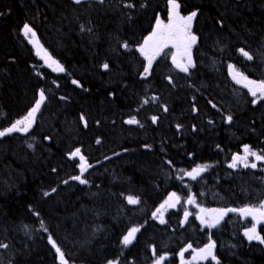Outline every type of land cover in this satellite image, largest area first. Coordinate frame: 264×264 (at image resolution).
Wrapping results in <instances>:
<instances>
[{
    "label": "trees",
    "instance_id": "16d2710c",
    "mask_svg": "<svg viewBox=\"0 0 264 264\" xmlns=\"http://www.w3.org/2000/svg\"><path fill=\"white\" fill-rule=\"evenodd\" d=\"M180 3L183 14L199 9L192 26L196 66L180 72L169 47L145 79V60L136 49L157 17L167 22L166 0H0V130L27 114L40 89L47 97L28 133L0 138V243L8 245L0 248V264H59L49 234L69 264H155L160 256L162 264H182L179 254L189 244L183 264H216L192 259L209 236L219 264H264V244L243 234L250 218L228 213L212 229L196 218L200 207L240 208L264 200V162L251 157L256 169L228 167L244 144L264 150V101L252 104L227 67L264 79V0ZM24 23L65 72L43 64L22 34ZM239 48L255 58L246 60ZM133 116L140 124L125 123ZM75 148L93 165L84 174L86 185L70 179L79 175L78 158L67 155ZM197 164L211 167L196 181L179 179L182 169ZM171 192L181 203L165 211L161 224L152 213ZM189 193L199 207L186 203ZM129 195L140 203L128 204ZM185 210L192 215L182 223ZM131 227L141 230L124 247ZM258 233L264 237V224Z\"/></svg>",
    "mask_w": 264,
    "mask_h": 264
},
{
    "label": "snow or ice",
    "instance_id": "6c2138e0",
    "mask_svg": "<svg viewBox=\"0 0 264 264\" xmlns=\"http://www.w3.org/2000/svg\"><path fill=\"white\" fill-rule=\"evenodd\" d=\"M105 0H98V3L103 4ZM167 2V9H168V18L167 23H165L162 19L157 17L155 26L151 33L146 36L138 48L136 49L140 55L144 58L146 63L143 65V72L141 73L142 78H147L151 75L153 63L157 59V57L161 55H167L165 53V49L171 47L175 49L174 52L171 53V62L172 65L178 69L180 72L183 73H190V69L194 68L195 62L192 56V49L193 46L197 44L198 37L192 31L193 22L197 18L199 14V9H195L188 14H183L181 12V3L180 0H166ZM73 3L80 5L84 3V0H73ZM128 8L135 7L134 4H126ZM144 5L142 4L141 7ZM222 25V22H221ZM84 26L81 25V31H84ZM22 34L25 38L28 39V42L33 45L35 48V53L41 60L44 61V64L47 67L51 68L54 72L63 73L66 71L64 66L55 59L52 54L44 47V45L40 42L36 31L33 27L28 24L24 23L22 26ZM91 31V29H88ZM125 50H130V45L127 42H123L121 45ZM239 53L246 58L248 61H252L255 57L244 48L238 49ZM102 67L107 70L109 68L108 63H104ZM228 70L231 78L236 84L242 85L244 88L248 90V93L253 97L252 104H257L261 101H264V79L256 80L249 78L248 75L240 71L235 65L228 64ZM72 83L82 87L79 81L72 80ZM169 83H173L172 79L169 78ZM47 97L45 94L44 89H40L38 94V99L35 100L34 105L28 110L27 114L22 116L21 118L15 120L9 127L0 130V138L5 137L7 135L13 133H28L29 130L32 128L33 124L36 122V115L40 111L42 105L45 103ZM61 99H67L66 97H61ZM155 99V98H153ZM149 101L145 100L144 103L147 104ZM216 107L215 104L212 105ZM164 111L167 112L168 109L164 106ZM193 111H197L195 106H193ZM81 121L84 123V126L87 127V121L85 120L84 116L81 115ZM152 122L156 123L158 117L153 116ZM226 122L231 123L233 117L228 115L225 117ZM125 123L129 125L133 124H140L139 120L136 117H131L125 121ZM211 123V121H210ZM141 127L143 125H140ZM181 125H177L179 129ZM46 139H50L46 137ZM97 144L100 143L98 139L96 141ZM32 147V145H29ZM150 147V146H145ZM220 146L217 145V148ZM243 154L235 153L231 156V163L228 164L229 168L236 169L239 166L243 168H251L256 169L258 167L256 162H250L249 158H254L257 162H264V150H253V148L248 145H243ZM69 159H76L78 158L79 163L77 167L79 168V175L72 176L70 179L78 181L82 185H86L89 181L84 178V174L91 168L93 165L89 164L87 158L82 154L80 148H75L73 151L69 152L68 154ZM169 165L172 164L171 161H167ZM211 165L209 164H197L193 167L190 171L189 170H181L183 173L179 179H183L184 176L188 177L192 181H196L201 174L206 172ZM53 171H56L53 169ZM63 183L67 184L68 181L65 180ZM56 188H52L51 192H55ZM44 196L50 195V192H44ZM127 203L130 205H137L140 203L138 197L134 196H127L126 197ZM181 203V197L176 192H171L167 199L164 200L163 203L156 209L155 212L152 213L153 218L157 217L159 214V220L161 224L166 223L164 219V211L168 208H175L178 204ZM187 204L196 205L197 198L195 194L189 193L186 200ZM31 210V207H30ZM228 213H238L240 216L244 218H251V227H248L244 235L247 237L249 241L258 240L260 243L264 244V237H262L258 233V226L264 224V200H261L257 205H245L241 208H222V209H205L200 207L199 214H197L196 218L200 221V224L205 226L208 229L216 228L224 217ZM34 215L39 216L38 212L34 211ZM192 215L189 211H184V219L182 223L188 221V217ZM27 226H25L26 228ZM40 227L45 232H47V228L44 225L43 220H40ZM140 227H131L127 234H125L122 238L121 243L124 247L131 245L134 240L136 239V234L140 231ZM48 243L52 246L57 254V259L59 260V264H69L68 260L65 257V253L62 251L61 247L57 244L56 240L52 237L51 234L48 236ZM8 245L5 243H0V248H7ZM192 248V245L189 244L186 249L180 252V257L183 264V256L184 252L188 249ZM216 248V242L211 239L209 236L208 242L201 248L193 249L194 255L192 257L193 261H215L216 264H219L217 256L214 254V249ZM153 251H155L153 249ZM165 257L160 256L155 261V264H162ZM107 264H119L118 260H109ZM191 264V262H189Z\"/></svg>",
    "mask_w": 264,
    "mask_h": 264
},
{
    "label": "rangeland",
    "instance_id": "374dc122",
    "mask_svg": "<svg viewBox=\"0 0 264 264\" xmlns=\"http://www.w3.org/2000/svg\"><path fill=\"white\" fill-rule=\"evenodd\" d=\"M159 18L162 19L160 16H159ZM162 20H163V19H162ZM163 21H164V20H163ZM164 22H165V21H164ZM155 23H156V22H155ZM165 23H167V22H165ZM154 26H155V25H154ZM153 28H154V27H153ZM152 30H153V29H152ZM150 33H151V32H150ZM150 33H149V34H150ZM149 34H148V35H149ZM148 35H147V36H148ZM142 43H143V42H142ZM42 61H43V60H42ZM145 63H146V61H145ZM43 64H44V61H43ZM44 65H45V64H44ZM46 66H47V65H46ZM240 154L242 155L243 152L240 153ZM250 158H251V157H250ZM250 158H249V160H250ZM230 163H231V162H230ZM229 208H234V207H229ZM240 208H241V207H240ZM168 209H169V208H168ZM168 209H166V210H168ZM166 210H165V211H166ZM165 211H164V214H165ZM199 211H200V209L198 210V213H197V214H199ZM237 214H238V213H237ZM241 217H242V216H241ZM242 218H244V217H242ZM156 219H157L158 221H160V220H159V214H157ZM250 219H251V218H250ZM199 222H200V221H199ZM202 226H203V225H202ZM250 227H251V226H250ZM245 230H246V229H245ZM245 230L243 231V234H244ZM257 230H258V229H257ZM244 236H245V235H244ZM245 238L247 239V237H245ZM247 240H248V239H247ZM248 241H249V240H248Z\"/></svg>",
    "mask_w": 264,
    "mask_h": 264
}]
</instances>
